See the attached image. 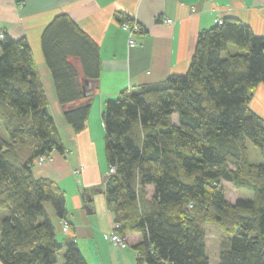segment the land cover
<instances>
[{"label":"trees","instance_id":"obj_1","mask_svg":"<svg viewBox=\"0 0 264 264\" xmlns=\"http://www.w3.org/2000/svg\"><path fill=\"white\" fill-rule=\"evenodd\" d=\"M41 35L65 119L80 133L93 101L89 84L102 71L100 47L66 14ZM4 37L0 123L9 137L0 135V209L8 214L0 221V262L90 264L74 234L58 238L45 209L50 201L68 220L65 190L34 175L39 158L64 152L65 143L33 46L27 36ZM197 39L186 72L106 100L105 153L115 167L105 182L107 207L120 235L140 236L138 264H211L208 223L228 237L219 264H264V161L253 162L247 145L264 157V118L249 103L264 83V35L232 16ZM224 182L253 196L233 202Z\"/></svg>","mask_w":264,"mask_h":264},{"label":"crops","instance_id":"obj_2","mask_svg":"<svg viewBox=\"0 0 264 264\" xmlns=\"http://www.w3.org/2000/svg\"><path fill=\"white\" fill-rule=\"evenodd\" d=\"M59 14L69 15L100 47L102 71L89 84L93 101L87 127L80 133L65 119V107L58 99L41 46L42 32ZM232 16L264 35V0H0V31L13 38L28 37L49 111L65 143L64 152L55 151L50 159L36 163L34 175L54 180L65 190L66 218L73 231L62 230V220L50 201L45 209L61 239L69 233L75 235L88 263L138 264L133 245L141 240L138 234H128V249H118L109 240L116 222L104 194L109 170L103 120L106 100L126 88L186 72L200 32L216 20ZM166 18L173 22L165 25L161 20ZM124 20H135L142 27L135 35L134 48L122 28ZM249 103L264 118V83L251 93Z\"/></svg>","mask_w":264,"mask_h":264},{"label":"rangeland","instance_id":"obj_3","mask_svg":"<svg viewBox=\"0 0 264 264\" xmlns=\"http://www.w3.org/2000/svg\"><path fill=\"white\" fill-rule=\"evenodd\" d=\"M0 135H2L6 139L9 137V135L6 132L5 125L2 124V123H0ZM248 146H249V152H250L249 155H250L251 160L253 162L260 163V162L264 161V157L261 156V152L256 146H254L250 141L248 142ZM107 174H108V176L111 175V174H109V170H108ZM224 186H225V190L227 191L228 199H230L233 202H235L240 197H242V198H251L253 196L252 191H249V190H246V189L237 190L236 188H234V186L231 184V182H224ZM148 189H149L148 190V195L151 197V195H152V187H149ZM7 214H8L7 210L0 209V221ZM70 230H71V228H70ZM57 235H58V238L61 239V234L58 233ZM109 235H110V233H109ZM206 236H207L208 255L211 258V264H219L220 250L223 247L222 245L226 241H228V237L226 235H224V233L221 231V229H219L216 225H213L211 223L207 224V235ZM0 238H1V236H0ZM112 243L118 249L120 248L113 241H112ZM116 247H115V249H117ZM124 247H126V249H128V248H131V245H129L127 243L126 246H124ZM60 253H61L60 262L62 263L63 252H60Z\"/></svg>","mask_w":264,"mask_h":264},{"label":"built area","instance_id":"obj_4","mask_svg":"<svg viewBox=\"0 0 264 264\" xmlns=\"http://www.w3.org/2000/svg\"><path fill=\"white\" fill-rule=\"evenodd\" d=\"M162 23H164L165 25L170 24L173 22V20L171 18H166L161 20ZM223 22V18H221L220 20H216V23H221ZM122 28L124 30H126L129 33V44L130 47L134 48L137 45L136 39H135V35L139 32H141L142 27L140 26V24L135 21V20H124L122 23ZM5 36V31H0V40H3V38ZM53 153V152H52ZM52 157V154L50 155H43L39 158L38 163L41 164L42 162H45L47 159H50ZM80 171V170H77ZM115 172V167L114 166H110L109 167V174H112ZM62 230L66 233V232H70V228H71V224L69 222V220H66L62 222ZM119 227L118 224H115V230L114 232H112L109 235V240H112L116 245H118L120 248L126 246V244L128 243V239H126V237L120 235L117 231L116 228Z\"/></svg>","mask_w":264,"mask_h":264},{"label":"water","instance_id":"obj_5","mask_svg":"<svg viewBox=\"0 0 264 264\" xmlns=\"http://www.w3.org/2000/svg\"><path fill=\"white\" fill-rule=\"evenodd\" d=\"M97 190H98V191H102L103 189H102V188H99V189H97ZM88 195H89V194H88ZM88 195H87V196H88ZM91 200H92V197L88 199V202L91 201ZM87 205H88V204H87Z\"/></svg>","mask_w":264,"mask_h":264}]
</instances>
